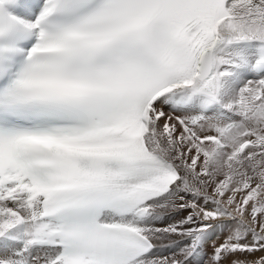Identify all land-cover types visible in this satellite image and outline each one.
Returning <instances> with one entry per match:
<instances>
[{"label":"snow or ice","instance_id":"1","mask_svg":"<svg viewBox=\"0 0 264 264\" xmlns=\"http://www.w3.org/2000/svg\"><path fill=\"white\" fill-rule=\"evenodd\" d=\"M0 264H264V0H0Z\"/></svg>","mask_w":264,"mask_h":264},{"label":"bare ground","instance_id":"2","mask_svg":"<svg viewBox=\"0 0 264 264\" xmlns=\"http://www.w3.org/2000/svg\"><path fill=\"white\" fill-rule=\"evenodd\" d=\"M209 253L211 252V247L208 248Z\"/></svg>","mask_w":264,"mask_h":264}]
</instances>
